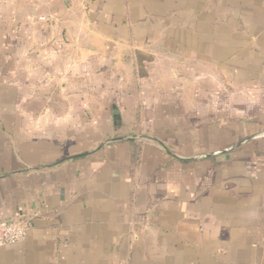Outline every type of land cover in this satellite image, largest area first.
Listing matches in <instances>:
<instances>
[{
    "label": "crops",
    "instance_id": "0c3cea01",
    "mask_svg": "<svg viewBox=\"0 0 264 264\" xmlns=\"http://www.w3.org/2000/svg\"><path fill=\"white\" fill-rule=\"evenodd\" d=\"M0 264H264V0H0Z\"/></svg>",
    "mask_w": 264,
    "mask_h": 264
},
{
    "label": "built area",
    "instance_id": "2783aa9c",
    "mask_svg": "<svg viewBox=\"0 0 264 264\" xmlns=\"http://www.w3.org/2000/svg\"><path fill=\"white\" fill-rule=\"evenodd\" d=\"M32 221L16 217L0 221V247L13 245L25 240L32 228Z\"/></svg>",
    "mask_w": 264,
    "mask_h": 264
}]
</instances>
